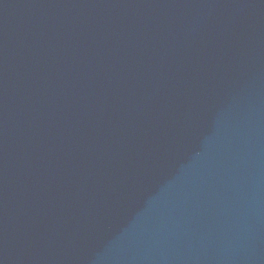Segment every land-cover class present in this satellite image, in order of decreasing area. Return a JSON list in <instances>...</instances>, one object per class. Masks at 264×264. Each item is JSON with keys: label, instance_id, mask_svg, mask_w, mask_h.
<instances>
[{"label": "water", "instance_id": "water-1", "mask_svg": "<svg viewBox=\"0 0 264 264\" xmlns=\"http://www.w3.org/2000/svg\"><path fill=\"white\" fill-rule=\"evenodd\" d=\"M0 264H264V0H0Z\"/></svg>", "mask_w": 264, "mask_h": 264}]
</instances>
